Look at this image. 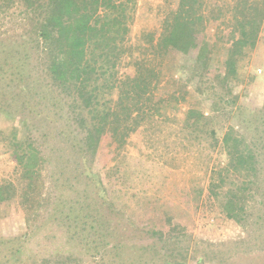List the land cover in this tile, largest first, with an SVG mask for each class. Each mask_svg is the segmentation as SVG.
I'll use <instances>...</instances> for the list:
<instances>
[{
	"label": "rangeland",
	"instance_id": "rangeland-1",
	"mask_svg": "<svg viewBox=\"0 0 264 264\" xmlns=\"http://www.w3.org/2000/svg\"><path fill=\"white\" fill-rule=\"evenodd\" d=\"M183 1L136 0L133 55L94 155L82 142L87 114L46 73L40 27L59 33L46 0H0V264H264V0L250 2L245 17L261 32L234 74L225 61L236 0H199L190 54L146 50ZM198 116L210 127L194 126ZM26 137L45 156L33 191L9 148ZM230 137L261 153L257 185L240 198L243 224L223 209Z\"/></svg>",
	"mask_w": 264,
	"mask_h": 264
},
{
	"label": "trees",
	"instance_id": "trees-1",
	"mask_svg": "<svg viewBox=\"0 0 264 264\" xmlns=\"http://www.w3.org/2000/svg\"><path fill=\"white\" fill-rule=\"evenodd\" d=\"M185 2L186 0L181 3L172 21L164 23L156 42L154 35H148L150 45L146 50L152 53L154 58L165 57L171 52L190 54L196 45L197 35L193 27L198 23L203 24L204 19L197 13L200 9L199 0L194 2V6ZM250 2L251 0H236L234 32L237 36L227 49L225 61L229 74L236 73L237 61L244 54L248 41L254 45L261 32V21L258 17H245L251 9ZM46 3V13L52 17L59 29L58 39L55 41L48 31L47 22L40 27L39 40L46 45L45 53L51 57L46 73L58 90L71 101V108L80 107L82 114H87V117H82L81 120V133L84 134L82 142L85 150L89 149L95 155L123 58L129 54L133 55L126 41L136 0H46ZM207 120L206 117L198 116L194 117L192 122L194 126L201 124L210 127L207 126ZM203 130L207 132L206 129ZM208 131L211 133L213 129ZM224 145L227 154V176L219 174L220 183L223 187L231 181L233 188L227 193L223 209L227 217L243 224V221L249 218V211L239 207L242 201L240 198L244 197V192L252 193V186L257 185L254 179L258 178L261 172V153L254 145L234 137L226 139ZM9 146L13 150L14 159L22 168L26 187L33 191L35 178H38V182L42 178L41 170L45 156L42 157V151L30 143L29 137L24 138V141L10 140ZM230 173L238 178L231 180ZM7 188H0L1 199L4 198L3 189ZM23 197L27 198L28 193ZM41 198L42 193H38V200Z\"/></svg>",
	"mask_w": 264,
	"mask_h": 264
}]
</instances>
